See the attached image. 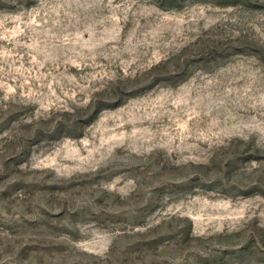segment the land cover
<instances>
[{
  "label": "rangeland",
  "instance_id": "obj_1",
  "mask_svg": "<svg viewBox=\"0 0 264 264\" xmlns=\"http://www.w3.org/2000/svg\"><path fill=\"white\" fill-rule=\"evenodd\" d=\"M0 264H264V0H0Z\"/></svg>",
  "mask_w": 264,
  "mask_h": 264
}]
</instances>
